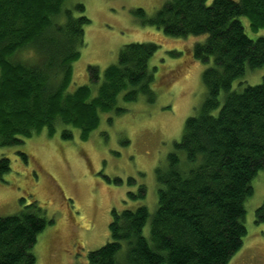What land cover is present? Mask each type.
Returning a JSON list of instances; mask_svg holds the SVG:
<instances>
[{
  "label": "trees",
  "instance_id": "1",
  "mask_svg": "<svg viewBox=\"0 0 264 264\" xmlns=\"http://www.w3.org/2000/svg\"><path fill=\"white\" fill-rule=\"evenodd\" d=\"M65 4L0 0V147L21 145L42 131L51 138L59 128L62 140L77 130L85 142L101 113L124 111L117 108L119 96L123 102L141 96L155 101L156 67L149 65L159 48L154 42L123 45L116 63L102 72L88 66L89 84L68 90L90 20L81 3ZM131 12L140 25L167 37L206 36L193 55L212 63L202 73L203 102L155 168L154 213L143 205L112 209L108 241L88 252L85 264H228L246 235L251 182L264 171V75L257 85L233 88L247 70L264 68V36L250 38L240 19L252 32L264 29V0H167L152 16L141 8ZM28 50L34 62L15 59ZM9 171V158L1 156L0 178ZM145 194L141 185L128 196ZM255 222L264 223V202ZM50 223L36 202L0 217V264H34L32 248Z\"/></svg>",
  "mask_w": 264,
  "mask_h": 264
},
{
  "label": "rangeland",
  "instance_id": "2",
  "mask_svg": "<svg viewBox=\"0 0 264 264\" xmlns=\"http://www.w3.org/2000/svg\"><path fill=\"white\" fill-rule=\"evenodd\" d=\"M166 1L66 0V8L81 3L90 20L84 28L80 56L72 64L68 90L89 84L88 66L102 72L116 63L123 45L154 42L159 48L149 65L156 67L152 83L155 101L148 104L141 96L135 102H123L119 96L117 108L124 111L101 113L97 128L85 142L79 140L77 130H72L71 140H62L59 128L51 138L42 131L21 145L0 147V157L10 160V171L0 178V217L14 215L24 204L36 202L52 221L32 248L34 264H85L87 253L108 241L112 209L143 205L154 213L155 168L165 163L185 120L203 102L202 73L212 63L193 55L194 45L206 36L167 37L153 26L140 25L131 12L141 8L152 16ZM240 19L250 38L264 36V29L252 32L247 20ZM15 59L34 62L36 55L28 50ZM263 75L264 68L247 70L233 88L240 91L257 85ZM20 153L27 155L26 162ZM141 185L145 198L131 199L128 194L137 195ZM251 187L252 196L244 204L246 235L228 264H264V223L255 222V211L264 202V171L257 173ZM144 233L148 234V225Z\"/></svg>",
  "mask_w": 264,
  "mask_h": 264
}]
</instances>
